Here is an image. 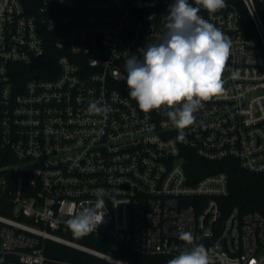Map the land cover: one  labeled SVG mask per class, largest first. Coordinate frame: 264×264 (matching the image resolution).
Masks as SVG:
<instances>
[{"label":"built area","instance_id":"obj_1","mask_svg":"<svg viewBox=\"0 0 264 264\" xmlns=\"http://www.w3.org/2000/svg\"><path fill=\"white\" fill-rule=\"evenodd\" d=\"M24 1L0 0V207L10 213H0V264H66L46 255L48 242L110 264H130L122 249L175 256L181 231L208 241L210 264H264V216L234 208L224 218L229 176L193 182L186 168L195 155L264 172V0L201 8L232 49L224 93L195 113L183 142L165 109L138 108L125 70L163 35L174 0H39L36 11ZM90 101L111 111L89 114ZM98 189L104 222L77 236L66 221ZM87 235L107 252L76 240Z\"/></svg>","mask_w":264,"mask_h":264},{"label":"clouds","instance_id":"obj_2","mask_svg":"<svg viewBox=\"0 0 264 264\" xmlns=\"http://www.w3.org/2000/svg\"><path fill=\"white\" fill-rule=\"evenodd\" d=\"M174 0L165 17L164 32L157 42H149L141 57L131 55L125 62L128 95L145 113L165 109L164 114L178 130L177 140L185 141L184 130L193 125L195 113L213 97L222 95L223 72L231 54L232 40L220 28L199 15L227 7L226 0ZM238 76V70L231 78ZM89 114L106 116L111 108L90 101ZM95 205L68 219V228L77 236L96 231L104 222L106 207L103 190L96 192ZM192 233L181 231L184 242L167 264H210L209 253Z\"/></svg>","mask_w":264,"mask_h":264},{"label":"trees","instance_id":"obj_3","mask_svg":"<svg viewBox=\"0 0 264 264\" xmlns=\"http://www.w3.org/2000/svg\"><path fill=\"white\" fill-rule=\"evenodd\" d=\"M186 168L193 182L198 181L206 175L218 172H224L229 176L230 194L219 200L224 218L234 208H238L242 215L257 211L264 216V172L252 173L246 171L236 160L229 159L222 162H208L195 155L189 157ZM2 201L0 200L1 203ZM0 213L10 215V213L2 211L1 207ZM198 238L197 244H203L205 247L208 245V241L201 235ZM76 240L90 248L107 252L104 238L97 239L87 235ZM46 255L52 260L66 264H110L88 253L54 242L47 243ZM118 257L130 264H167L170 259L174 258V256L144 255L127 249H122L118 253ZM47 264L60 263L48 262Z\"/></svg>","mask_w":264,"mask_h":264},{"label":"water","instance_id":"obj_4","mask_svg":"<svg viewBox=\"0 0 264 264\" xmlns=\"http://www.w3.org/2000/svg\"><path fill=\"white\" fill-rule=\"evenodd\" d=\"M39 0L24 1V6L27 11H36Z\"/></svg>","mask_w":264,"mask_h":264}]
</instances>
